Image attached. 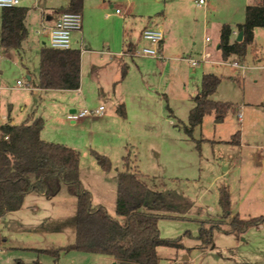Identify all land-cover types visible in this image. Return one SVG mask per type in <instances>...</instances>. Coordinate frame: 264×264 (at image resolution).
<instances>
[{"label": "rangeland", "instance_id": "rangeland-1", "mask_svg": "<svg viewBox=\"0 0 264 264\" xmlns=\"http://www.w3.org/2000/svg\"><path fill=\"white\" fill-rule=\"evenodd\" d=\"M106 1L108 4L116 2L121 8L130 7L129 13H126L128 31L132 33L133 30L139 44L138 49L148 45L142 36L148 27L160 22L161 28L168 34L167 57L158 59L157 62L152 61L150 65H143L141 71L135 65L123 86L127 88L134 83L136 87L141 83L146 88L145 97L150 100L146 107L150 121L133 118L134 133L131 131L133 137L129 140L137 150L138 163L134 170L131 165V170L138 172L151 189H163L160 182H165L177 194L172 196L174 198L161 196L159 200L172 199L178 204L180 213L185 204L192 203L187 207L183 216L185 218L159 220L161 236L182 238L183 248L160 246L158 264H264V224L237 234L227 232L229 225L221 223L213 231L212 243H204L199 238L201 220L209 221V227L222 217L219 196L220 189L224 186L230 193L233 215H264V37L258 36L256 45L252 43L248 46L243 60L236 56L225 60L238 61L245 65L244 69L211 61L192 66L188 61V58L200 59L206 51L212 52V59L222 60L221 52L216 47L222 25L235 27L242 23L245 20L246 6L253 4L255 0H204L205 4H199V0ZM31 3L29 0L22 1V4L30 7L29 15H39L40 5L34 6ZM44 6L42 3L41 7ZM85 10L83 12L86 16ZM105 10L114 12L115 7L109 5ZM113 19L114 17H110L104 24L112 23ZM79 31L72 33L73 40L79 36ZM206 37L210 41L207 42ZM47 44L49 45V40ZM33 58L32 64L36 65L39 59L34 55ZM136 61L138 64L139 60ZM20 64L21 59L16 53L10 56L0 52L3 111H6L7 100H13L16 112L20 114L23 113L21 108L26 104V113L33 108L37 114H44L46 131L50 132H46L44 139L68 143L80 151L84 186L92 191L94 204L104 200L114 214L115 210L111 206L115 205L113 198L116 196V189L113 193L110 182H105V178L109 176L101 169L91 150L105 155L108 152L114 156V161L110 157L114 166L111 172L117 171L116 168H119L118 171L125 170V165L117 159L120 156L115 153L117 138L103 129L106 123H96L94 133H90L89 124L79 120L72 122L67 118L69 108L60 101L51 100L44 92L31 91L28 85L23 86V89L15 88L17 78L23 79L18 67ZM203 72L215 73L221 77L213 98L228 102L231 106L224 114L213 112L205 115L203 123L189 134L185 126L188 124L190 110L196 104L192 91L197 86L200 89ZM26 83L29 81L26 80ZM39 95H44L42 100ZM239 114L242 115L241 119ZM156 115L160 121L153 120ZM170 119L173 120L172 123ZM217 119L221 121L217 122ZM237 132L239 137L234 136ZM130 152V147H127L125 155L134 158V154ZM132 157L130 164L133 163ZM32 195L31 197H41L38 194ZM184 197L187 201L182 200ZM37 199H40L37 202L40 210L35 213L24 212L26 216H22V221L25 226L9 224L10 218L5 225H0V233L8 237L6 246L29 245L37 249L23 252L22 248H1L0 264H52L56 262L54 256L39 252L38 249L57 247L59 242L66 244L69 241L75 226L76 197L66 187H62L47 200L42 197ZM157 202L159 203L158 200ZM119 219L123 221L122 217ZM64 257L66 256L62 253L59 257L63 259L61 263L69 264ZM187 257L190 258L189 262L185 260Z\"/></svg>", "mask_w": 264, "mask_h": 264}, {"label": "trees", "instance_id": "trees-1", "mask_svg": "<svg viewBox=\"0 0 264 264\" xmlns=\"http://www.w3.org/2000/svg\"><path fill=\"white\" fill-rule=\"evenodd\" d=\"M59 11L82 12L84 0H66ZM30 7L20 5L1 8L0 45L19 49L27 37L26 18ZM264 27V0H255L246 6L245 20L236 28L243 32L241 41L231 40L233 28L223 24L220 29L218 49L223 60L236 56L243 60L247 48L254 41V30ZM126 73L123 70V75ZM221 77L215 73L202 76L199 96L191 108L187 133L192 134L200 126L205 115L213 112L224 114L230 104L214 99ZM81 83V51L78 48L59 49L43 45L40 50L38 86L41 89H78ZM118 113L125 115L122 106ZM45 119L31 115L25 121L0 125V220L8 213L21 209L29 194L52 196L62 187L76 197L75 237L73 242L48 249H38L58 260L62 253L78 251L110 256L119 262L132 264H158L160 246L183 248L182 238L161 236V218H185L162 214L156 210L163 205L159 197L142 180L140 174L131 170L130 155L123 157L125 170L118 171L116 215L102 204H94L92 193L80 177L81 153L64 143L47 141L41 133ZM234 136L239 137L237 132ZM91 154L105 172L113 163L108 155L96 150ZM159 201V203L157 202ZM161 203V204H160ZM221 219L207 227L209 221H200L199 238L210 244L213 231L221 223H227L229 233L242 234L250 227L264 224V215L242 217L232 214L230 193L227 187L220 189ZM159 204V205H158ZM123 218V221L119 219ZM254 264V263H236Z\"/></svg>", "mask_w": 264, "mask_h": 264}, {"label": "crops", "instance_id": "crops-1", "mask_svg": "<svg viewBox=\"0 0 264 264\" xmlns=\"http://www.w3.org/2000/svg\"><path fill=\"white\" fill-rule=\"evenodd\" d=\"M29 1H32L30 5H34V6L40 5L39 6L40 14L29 15L28 13V16L26 18V26L28 33L26 39L22 43L21 48L19 49L14 48L12 50L11 47H2L0 45V52H4L5 54L10 56H13V54L16 53V55L20 57L21 64L18 65V67L21 70L24 86L28 85L31 88V91L44 92V94L49 98H51V100L53 99L60 101V103H62L63 106H67L69 108L70 112L78 111L84 108L96 109L100 105H104L105 110L103 111L102 115L84 117L79 121L84 124L87 123L90 125V130H89L90 133H94L93 127L96 123L98 122L106 123V127L103 129H106L110 134L114 136V138H117V140L115 141L116 143L115 153L117 154L118 157L120 156L117 159H120V161L123 163L125 150L127 149V147H130L131 150L130 153L134 154V158L131 156L133 158V163H131V165H133L132 169L134 170V166L138 162L136 156L137 150L134 148V144L130 142L131 140H129L131 139V137H133L132 132L134 133L132 128V122L134 117H137L138 119H145V121L147 122L150 121V114L147 113L146 110V107L147 105H149L150 100L149 98L145 97L146 88L141 83L138 86L136 85V87H134L135 86L134 83L131 86H127V88L123 86H124V82L127 81L129 78L130 71L133 68H135V65L141 71L143 65H150L152 61L157 62L158 59L160 58L135 54L136 50H138L139 44L137 42L136 37L133 34V30L131 29L132 33H129L128 31L129 28H128L126 13H129L130 7L121 8L120 6L116 5V2H110V4H108L106 0H84L83 10L81 12L83 16L82 29L79 32H77L79 36H76L74 40L72 38V47L78 48L81 51L80 87L78 89H41L38 86L40 50L43 45H48L47 41L49 40V29L56 23L57 19L59 18L60 11L58 9L65 6L67 1L66 0H58V1L29 0ZM42 3H44L45 5L44 7H41ZM109 5L111 7H115L114 12H106L105 9ZM117 8L121 9V13L116 12ZM84 9L87 10V11L85 10L86 16L84 15L85 13L83 12ZM110 17H114L112 23L107 25L104 24V21H109ZM161 27L162 25L159 22V24L157 25L154 24V26H150L148 28L161 29L165 33V38L159 46V49L162 55L164 56L163 59H165L167 57L166 56L167 50L169 49V43L167 42L168 34ZM232 28H233V33L231 36V40L234 41L237 39L239 31L236 28V26ZM263 30L264 27L255 28L253 45H256L255 43L258 41V36L259 38L261 36L264 37ZM0 32H1V13H0ZM44 38H46V41L44 40ZM218 44L219 42H217L216 44L217 48H218ZM210 53L212 59L213 57L212 52ZM33 55L39 59L37 60L36 65L34 63L32 64V62L34 61ZM136 60H139L138 64ZM221 61H225V60L223 59L211 60V62L217 64H221L219 63ZM123 70L126 71L124 75H123ZM0 72L3 73V70L1 69ZM205 73L207 72H203L202 76ZM18 80H20V78H17L15 88L23 89V86L17 84ZM26 80H28L29 83H26ZM139 80L140 79L137 80V83H139ZM0 90H3L1 86H0ZM192 95H195V98L199 96L198 86L196 87V90L192 91ZM39 97L42 100L44 95H39ZM27 103H30V101H27ZM26 106L27 104L21 108V111L23 113L20 114L16 112L14 101L7 100L6 111H3V103L1 101V95H0V112H1L0 125L6 122H9L11 125L19 124L25 121L26 119H28L31 115L41 116L44 118L43 116L44 114L42 113L37 114V111L33 108H31L30 111L26 113L25 112L27 109ZM119 106L123 107L125 115H121L120 113H118L117 108ZM157 118L158 116L156 115V119L153 120H155V122L157 120L160 121ZM170 121L171 123L173 122L172 119H170ZM220 121L221 119L220 120L217 119V122ZM46 130L47 129L45 122V127L41 133L43 139L45 138L46 132L50 134V132ZM45 140L51 141L48 140V138ZM66 144L71 145L68 143ZM105 153H107L108 156L111 157L112 161H114V156L111 153L108 152ZM81 163H82V157L80 162V177L83 182V178H82L83 168ZM116 169L117 171L114 172L111 171L106 172V176L109 177L105 178V182H110L111 186L113 187V193L114 190L116 189V196L115 198H113V200L115 201V205L113 204L111 206L115 210L114 215L116 213L117 175L119 168ZM160 185L161 187H163V189L159 190L153 188L155 192L165 195L168 198H171L172 196H175L177 194L174 190L168 188L165 182H160ZM31 196L33 195L29 194L26 196L24 205L21 209L6 214L0 220V225L7 222L8 218H10L8 221L9 224L12 223L19 225L25 224L22 221L23 219L22 216H26L24 215L26 214L24 212L35 213L40 210L39 207H37V202L40 199L37 198L42 197V198H46V200L51 198V196H45V195H39L41 197H31ZM92 197L94 201L93 193H92ZM171 200H167L166 202H164L163 205L159 206V208L156 211L167 215L185 216V213L187 212L188 209L187 207L192 205V203L191 205L185 204L184 205L185 208L183 209V212L180 213L178 209V204L174 203ZM182 200H186V197H184ZM100 203L106 205L104 200H101ZM105 207L108 209L107 205ZM108 211L110 212L109 209ZM74 237H75V230L73 229V231L69 236V241L66 244H62L59 242V244H57L59 246L57 247H61L73 242ZM7 243H8L7 235L0 233V249L7 247L22 248L23 252L24 250L37 249L30 247L29 245H23L24 248L16 244H10V246H6ZM57 247L53 246L51 248H57ZM63 254L66 256L64 258L66 261L69 262V264H101V263L112 264L114 262L119 263V261L113 259L112 257L102 254L84 253L75 250L67 251L64 252ZM61 258L56 260V262L52 264H62L61 260L63 259ZM185 260L186 262H189L190 258L187 257L185 258ZM20 263H22L21 260Z\"/></svg>", "mask_w": 264, "mask_h": 264}, {"label": "built area", "instance_id": "built-area-1", "mask_svg": "<svg viewBox=\"0 0 264 264\" xmlns=\"http://www.w3.org/2000/svg\"><path fill=\"white\" fill-rule=\"evenodd\" d=\"M199 4H205L204 0H199ZM22 0H0V8H10L20 6ZM117 13H121V9H116ZM83 25V16L81 12L77 11H65L60 13L56 23L49 29V45L54 48L68 49L72 47V33L76 30H81ZM143 38L148 42L147 46H143L136 50V55L151 56L163 59L159 46L165 38V33L161 29L147 28L143 31ZM206 41H210L209 37H206ZM211 53L206 51L202 54L200 59L188 58V61L192 66H197L201 62L211 61ZM219 63H225L232 65L236 68H245V65L238 61H221ZM17 84L24 86L23 80H18ZM105 110L104 105H100L96 109L84 108L78 111L70 112L67 118L73 122L78 121L88 116L102 115ZM240 119L242 115L239 114Z\"/></svg>", "mask_w": 264, "mask_h": 264}, {"label": "water", "instance_id": "water-1", "mask_svg": "<svg viewBox=\"0 0 264 264\" xmlns=\"http://www.w3.org/2000/svg\"><path fill=\"white\" fill-rule=\"evenodd\" d=\"M242 37H243V32L240 31V32L238 33V36H237V39H236V40H237V41H241V40H242ZM112 264H132V263L122 261V262H119V263L114 262V263H112Z\"/></svg>", "mask_w": 264, "mask_h": 264}]
</instances>
